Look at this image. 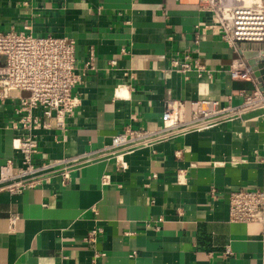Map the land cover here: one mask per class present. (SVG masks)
<instances>
[{
  "label": "crops",
  "instance_id": "0c3cea01",
  "mask_svg": "<svg viewBox=\"0 0 264 264\" xmlns=\"http://www.w3.org/2000/svg\"><path fill=\"white\" fill-rule=\"evenodd\" d=\"M198 1L0 0V32L73 38L85 72L66 131H37L36 162L95 153L66 185L55 176L19 195L0 192V264H264V223L229 219L230 192L264 187V108L204 131L164 130L124 152V169L98 154L129 125L162 130L166 107L188 117L193 99L238 106L240 91L253 90L255 78L228 73L236 54L218 35L200 32L195 43L196 26L210 21ZM188 50L214 79L172 66ZM16 106L0 101V167L20 158ZM97 227L103 232L88 242Z\"/></svg>",
  "mask_w": 264,
  "mask_h": 264
},
{
  "label": "built area",
  "instance_id": "2783aa9c",
  "mask_svg": "<svg viewBox=\"0 0 264 264\" xmlns=\"http://www.w3.org/2000/svg\"><path fill=\"white\" fill-rule=\"evenodd\" d=\"M241 1L199 0L200 7L210 14V21L200 31V26H196L195 43L199 44L202 38L200 32L205 35L210 31L232 48L236 57L227 69L230 76L234 79L255 78L252 91H240L243 103L220 107L218 100L196 98L190 101L191 114L188 117L183 114L182 106L166 107L162 130L148 131L129 125L115 134L99 155H115L119 167L124 169L127 168V162L122 158L124 152L163 137L166 135L164 130L204 131L251 108H264V81L256 80L251 68V60L257 59H262L264 67V0H252L248 4ZM247 51H260L261 54L249 59L244 55ZM76 52V41L68 36L35 35L30 30L16 29L0 32V60L3 61L0 65V101L12 99L17 102V118L11 122V127L23 131L14 139L19 160H8L0 167V192L19 195L28 189L44 186L55 176L66 185L75 167L93 159L95 153L89 152L36 162L37 154L41 152L37 131L56 128L65 132L66 118L80 104L75 88L85 72L78 71ZM171 63L186 78L192 71L199 76L215 77L214 71L200 63L193 50L186 51L182 57H173ZM91 68L92 64L87 62L83 70ZM103 183L109 184V176L103 177ZM18 218L17 214L11 215L12 226ZM229 219L232 222L264 223V187L230 192ZM102 232V227L93 228L86 240L96 242ZM262 256L264 258V247Z\"/></svg>",
  "mask_w": 264,
  "mask_h": 264
},
{
  "label": "water",
  "instance_id": "95a60500",
  "mask_svg": "<svg viewBox=\"0 0 264 264\" xmlns=\"http://www.w3.org/2000/svg\"><path fill=\"white\" fill-rule=\"evenodd\" d=\"M259 54H261L260 51H256V52H245L244 55L247 58H252L254 56H258ZM264 54V52H263ZM262 59H257V60H251V68L254 70L255 72V76H257L258 80L260 82L264 81V67L263 64L261 63Z\"/></svg>",
  "mask_w": 264,
  "mask_h": 264
},
{
  "label": "rangeland",
  "instance_id": "374dc122",
  "mask_svg": "<svg viewBox=\"0 0 264 264\" xmlns=\"http://www.w3.org/2000/svg\"><path fill=\"white\" fill-rule=\"evenodd\" d=\"M252 0H242L241 2H245L246 4L250 3Z\"/></svg>",
  "mask_w": 264,
  "mask_h": 264
}]
</instances>
